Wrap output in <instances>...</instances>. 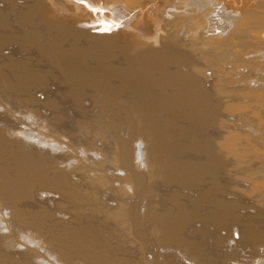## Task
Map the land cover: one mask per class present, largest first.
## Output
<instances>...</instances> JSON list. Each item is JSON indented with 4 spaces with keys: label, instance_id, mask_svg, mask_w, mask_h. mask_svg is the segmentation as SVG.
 I'll return each mask as SVG.
<instances>
[{
    "label": "bare ground",
    "instance_id": "obj_1",
    "mask_svg": "<svg viewBox=\"0 0 264 264\" xmlns=\"http://www.w3.org/2000/svg\"><path fill=\"white\" fill-rule=\"evenodd\" d=\"M52 262L264 264V0H0V264Z\"/></svg>",
    "mask_w": 264,
    "mask_h": 264
},
{
    "label": "rangeland",
    "instance_id": "obj_2",
    "mask_svg": "<svg viewBox=\"0 0 264 264\" xmlns=\"http://www.w3.org/2000/svg\"><path fill=\"white\" fill-rule=\"evenodd\" d=\"M170 9L172 10V8H170ZM38 95L41 96L42 94H41V93H38ZM140 161H141V159H140ZM48 253H49V255H48V256L46 255V256H47V257H50V256H51V257H50V258H51V261L55 262V261H54V260H55V256H54L55 253H52V254H51L50 252H47V254H48ZM50 254H51V255H50ZM133 254H135V253H133ZM148 255L150 256V253H149ZM246 255H247V254H246ZM53 256H54V257H53ZM246 257H247L246 259H249V258H250V257H248V256H246ZM50 258H48V259H50ZM249 261H250V263L252 262L251 259H250ZM53 262H52V263H53ZM55 263H56V262H55ZM55 263H53V264H55Z\"/></svg>",
    "mask_w": 264,
    "mask_h": 264
},
{
    "label": "snow or ice",
    "instance_id": "obj_3",
    "mask_svg": "<svg viewBox=\"0 0 264 264\" xmlns=\"http://www.w3.org/2000/svg\"><path fill=\"white\" fill-rule=\"evenodd\" d=\"M78 2H83V0H78Z\"/></svg>",
    "mask_w": 264,
    "mask_h": 264
}]
</instances>
